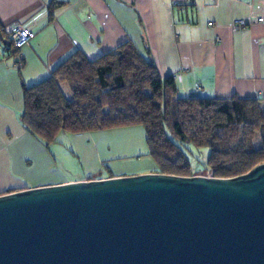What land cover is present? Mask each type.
<instances>
[{
    "label": "crops",
    "instance_id": "crops-1",
    "mask_svg": "<svg viewBox=\"0 0 264 264\" xmlns=\"http://www.w3.org/2000/svg\"><path fill=\"white\" fill-rule=\"evenodd\" d=\"M51 1L61 4L50 18ZM259 17L264 0H0V28L27 23L34 29L22 48L0 49V194L157 172L143 128L132 125L60 132L83 176L39 182L30 166L47 155L20 122L23 86L44 80L76 51L93 60L131 41L148 51L160 77L173 76L178 96L264 98ZM239 19L246 24L236 28Z\"/></svg>",
    "mask_w": 264,
    "mask_h": 264
},
{
    "label": "water",
    "instance_id": "water-1",
    "mask_svg": "<svg viewBox=\"0 0 264 264\" xmlns=\"http://www.w3.org/2000/svg\"><path fill=\"white\" fill-rule=\"evenodd\" d=\"M0 264H264V161L2 193Z\"/></svg>",
    "mask_w": 264,
    "mask_h": 264
},
{
    "label": "trees",
    "instance_id": "trees-1",
    "mask_svg": "<svg viewBox=\"0 0 264 264\" xmlns=\"http://www.w3.org/2000/svg\"><path fill=\"white\" fill-rule=\"evenodd\" d=\"M60 4L49 3L50 18ZM22 95L20 122L46 145L62 131L140 125L160 173L234 177L264 161V98L178 96L173 76L160 77L131 41L93 60L76 51Z\"/></svg>",
    "mask_w": 264,
    "mask_h": 264
},
{
    "label": "rangeland",
    "instance_id": "rangeland-1",
    "mask_svg": "<svg viewBox=\"0 0 264 264\" xmlns=\"http://www.w3.org/2000/svg\"><path fill=\"white\" fill-rule=\"evenodd\" d=\"M65 91L67 87L63 85ZM62 134L56 136V143L53 142L49 145L44 143L46 149V160H39L37 165L33 162L30 168L32 169L33 176L39 181H51L56 179H70L83 176V169L79 160L73 157L70 153V145L63 139ZM48 149V151H47ZM201 159L198 161L200 166L205 165L206 157L208 155V149H200ZM98 173H91V176H96Z\"/></svg>",
    "mask_w": 264,
    "mask_h": 264
},
{
    "label": "built area",
    "instance_id": "built-area-1",
    "mask_svg": "<svg viewBox=\"0 0 264 264\" xmlns=\"http://www.w3.org/2000/svg\"><path fill=\"white\" fill-rule=\"evenodd\" d=\"M259 22L264 21L262 17L258 18ZM246 21L239 19L234 23V27L245 26ZM211 25V23H209ZM5 34L8 37V42L11 43V47L14 49H20L24 45L28 44L29 40L34 36V29L27 23H13L4 27ZM3 42L0 41V49L3 48Z\"/></svg>",
    "mask_w": 264,
    "mask_h": 264
}]
</instances>
